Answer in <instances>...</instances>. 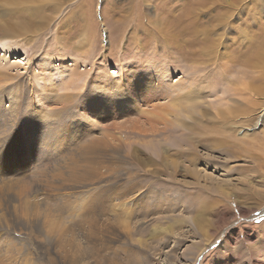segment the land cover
<instances>
[{"label": "rangeland", "instance_id": "obj_1", "mask_svg": "<svg viewBox=\"0 0 264 264\" xmlns=\"http://www.w3.org/2000/svg\"><path fill=\"white\" fill-rule=\"evenodd\" d=\"M0 4V66L29 67L0 73V240H15L12 264H60L19 216L26 203L71 217L91 264H264V0ZM51 72L59 86L35 90ZM178 91L197 99L180 116ZM37 93L49 124L26 117L43 113L29 105ZM71 166L101 178L74 185ZM97 189L105 200L87 208Z\"/></svg>", "mask_w": 264, "mask_h": 264}, {"label": "bare ground", "instance_id": "obj_2", "mask_svg": "<svg viewBox=\"0 0 264 264\" xmlns=\"http://www.w3.org/2000/svg\"><path fill=\"white\" fill-rule=\"evenodd\" d=\"M4 1V2H3ZM2 2V4L3 3H5V5L4 6H11V5H22V4H26V3H28L29 2V0L28 1H25V0H2L1 1ZM0 2V3H1ZM1 5V4H0ZM195 17V16H194ZM137 18H138V16H137ZM189 18V17H188ZM198 18V17H197ZM152 19V18H151ZM167 20V19H166ZM165 20V21H166ZM157 21H159V20H157ZM181 22H178V24H180ZM197 28V27H196ZM198 29V28H197ZM175 31V34H173V38L174 39H177L179 36H180V34H181V31H177V30H173V32ZM170 33V32H169ZM195 33H197L196 31H195ZM253 35V34H252ZM162 36V35H161ZM203 40V39H202ZM1 43H3V45L5 44L4 42H2V41H0V46H1ZM10 52V51H9ZM201 53V52H200ZM199 53V54H200ZM7 54V53H6ZM6 54H4L5 55V57H6ZM205 55V54H204ZM237 55V54H236ZM3 56V55H2ZM42 56V55H41ZM247 56V55H246ZM0 57H1V55H0ZM184 57V56H183ZM190 57V56H189ZM248 57H250V56H248ZM3 58V57H2ZM1 58V59H2ZM43 58V57H42ZM232 58V57H231ZM0 59V60H1ZM236 59V58H235ZM200 61V60H199ZM247 62H249V61H247ZM42 63H46V62H43L42 61ZM41 63V64H42ZM236 64V63H235ZM246 64V63H245ZM20 66H22L21 68H20ZM28 67L27 66V62H19L18 64H8V65H3V66H0V73L2 72V71H7L8 72V74L9 73H11V72H13L14 70L15 71H17V72H19V70H23V69H26V68ZM40 67H42V66H40ZM255 67V65L253 66V68ZM29 68V67H28ZM6 72V73H7ZM47 72H49V71H47ZM27 73V72H26ZM25 73V74H26ZM116 73V72H115ZM252 73V72H251ZM61 74V73H60ZM58 74V76L57 77H55L54 79H53V77H52V72L51 73H49V76L51 77L49 80H47V79H45V80H39V79H36V82H35V90H36V87L37 88H39L40 89V91H44L45 89H47V90H51L52 91V87H55L56 85L57 86H59V84L62 82V80H63V75L61 74ZM249 74V73H248ZM162 75V74H161ZM65 77V76H64ZM247 77V76H246ZM38 78H40V77H38ZM206 78V77H205ZM252 78H253V74H252ZM12 79V78H11ZM163 79V78H162ZM208 79V78H207ZM247 79H249V78H247ZM255 80V79H254ZM253 80V81H254ZM26 81H27V84L29 85V83L31 82V77H29V75H28V77H26ZM25 81V82H26ZM203 80H201L200 82L201 83H204V82H202ZM250 81V80H249ZM117 82V81H116ZM123 82V81H122ZM144 82V81H143ZM166 82V81H165ZM209 82V81H208ZM219 82V81H218ZM163 83V82H162ZM167 83V82H166ZM207 82H205V86L207 85L208 86V84H206ZM124 84V83H123ZM137 84H139V85H141V86H143V85H145V84H143L142 82H139V83H137ZM200 84V83H199ZM30 85H31V83H30ZM133 85H136V84H133ZM162 85V84H161ZM161 85H159V86H161ZM164 85V86H163ZM163 87L162 88H166L165 87V83H163ZM73 86V88H69V89H76L75 88V86L74 85H72ZM167 86V85H166ZM192 86H194V85H192ZM191 86V87H192ZM195 86L197 87V85L195 84ZM114 87V86H113ZM160 87V88H161ZM201 87H203V84H201ZM209 87V86H208ZM222 87V86H221ZM254 87V86H253ZM248 88V87H247ZM23 89V88H22ZM189 89V88H188ZM194 89H195V87H194ZM205 89H208L207 87L205 88ZM253 89V88H252ZM183 90V89H182ZM247 90V89H246ZM254 90H257V89H254ZM165 91V89L163 90V92ZM188 91V90H187ZM194 91H196V90H194ZM194 91H192V93L194 92ZM198 91V90H197ZM197 91L196 92H194V93H196L195 95H197L198 93H197ZM209 91V90H208ZM248 91L249 92H247V95L249 96L250 94H251V92L250 91H252L251 89H248ZM53 92H56V91H53ZM60 92V91H59ZM175 92H177V90L175 91ZM179 92V91H178ZM245 92V91H244ZM182 93H184V91L182 92ZM193 93V94H194ZM38 94H41V93H37V95H32L33 96V98H31V102H30V104L29 105H31V109L33 108V109H35V108H37L38 106H41L40 108L42 109V111H43V113L41 114V115H37V113H36V111L35 110H32L31 111V113L30 114H28L26 117H28L29 119H31V118H33V119H39L40 118V120L42 121V122H45L46 121V123H48L49 124V122L50 121H52L53 119H51L49 116H47L45 113H44V109H45V106H44V102H42L41 101V98H39V95ZM58 94V93H57ZM165 94V93H164ZM179 94H181V92H179V93H176L174 96H171V100H172V103H171V105H172V108H174V110L172 111L173 112V115H176V116H180V115H183L185 112H187L186 110H184L183 108L184 107H182L183 105H181V102H186V103H182V104H186V105H191V110L190 111H193L194 110V105L196 104V97H195V99H193L194 97H191V92H186L185 94H181V95H179ZM193 94H192V96H193ZM213 94V93H212ZM239 95V94H238ZM245 95H246V93H245ZM161 96H164V95H161ZM168 96V95H167ZM170 97V96H169ZM217 97V96H216ZM250 97V96H249ZM7 98V97H6ZM130 98V97H129ZM140 98V97H139ZM3 99L4 98H1V100H0V104H2L3 103ZM200 100V99H199ZM208 100H209V98H208ZM167 101V100H166ZM166 101L164 102V103H166ZM249 101V100H248ZM26 102V101H25ZM137 102V101H136ZM143 102H144V99H143ZM215 102V101H214ZM244 102H245V100H244ZM243 102V103H244ZM253 102V101H252ZM252 102H251V104H252ZM59 103H61V102H59ZM110 103V102H109ZM15 104V103H14ZM24 104V103H23ZM26 104V103H25ZM48 104V103H47ZM215 104V103H214ZM28 105V106H29ZM237 105V104H236ZM239 105V104H238ZM237 105V106H238ZM240 105H241V103H240ZM243 105H245V104H243ZM247 105V104H246ZM254 105V104H253ZM10 106V105H9ZM14 106V105H13ZM18 106V105H17ZM157 107V106H156ZM236 107V106H235ZM245 107V106H244ZM7 108V107H6ZM231 108V107H230ZM230 108L229 109H227V110H230ZM47 109V108H46ZM160 109H162V107H160ZM242 109L243 108H241V107H237V108H232V110H231V114H233V113H236V114H242V115H245V116H249L250 117V115H249V109H245V111H242ZM60 110H62V109H60ZM59 110V111H60ZM127 110V109H126ZM129 110V109H128ZM221 110V109H220ZM68 111V110H67ZM63 111H61V113H62ZM164 112V111H163ZM172 112H171V114H172ZM226 112V111H225ZM240 112V113H239ZM60 113V112H59ZM230 113V112H229ZM159 114H162L161 112H159ZM166 114V113H165ZM165 114H163V115H165ZM169 115H170V113H169ZM229 115V114H228ZM225 118V117H224ZM228 118V117H227ZM236 119H238L239 118V116H236L235 117ZM183 118L182 117H180L179 118V120H180V123H184L183 125L184 126H182L183 128H185L186 126L188 127V125H186L185 124V122L182 120ZM195 119V118H194ZM193 119V120H194ZM245 120H247L248 118L246 117V118H244ZM5 120V119H4ZM9 120V119H8ZM222 120V119H221ZM239 120V119H238ZM237 120V121H238ZM7 121V120H6ZM225 121H227V119H225L223 122H222V124L225 122ZM240 121V120H239ZM61 122H62V120H61ZM228 122H229V125H228V127H230V129H233L234 128V125L237 123L236 121H233V120H231V118L230 119H228ZM51 124V123H50ZM58 124V123H57ZM6 125V124H5ZM198 125V124H197ZM196 125V126H197ZM50 126V125H49ZM48 126V127H49ZM53 126V125H52ZM189 126H194V125H189ZM231 127H233V128H231ZM51 128V127H50ZM192 127H190V129H191ZM52 129H53V127H52ZM186 129H188V128H186ZM193 129V128H192ZM67 131L68 130H66V134H67V137L69 138V135H68V133H67ZM80 131V130H79ZM17 133V132H16ZM64 133H65V131H64ZM194 133V132H193ZM216 134V133H215ZM61 135H63V134H61ZM201 135V134H200ZM219 135V134H218ZM66 136V135H65ZM81 136V135H80ZM184 136V135H183ZM185 136H186V134H185ZM72 137V136H71ZM73 137H75V136H73ZM224 137V136H223ZM62 138H64V136H62ZM208 138V137H207ZM16 139V138H15ZM59 139V138H58ZM61 139V138H60ZM92 139V138H91ZM57 140V139H56ZM69 140V139H68ZM54 141V140H53ZM74 141V140H73ZM92 142H89V143H91V149H93V146H102V142H101V140H97V141H95L94 143H93V140H91ZM58 142V141H57ZM64 142H66V141H64ZM220 142V141H219ZM41 143V142H40ZM55 143H56V141H55ZM55 143H53L52 145H54ZM62 143V142H61ZM252 143V142H251ZM3 144V143H2ZM2 144H0V145H2ZM32 144V143H31ZM39 144V143H38ZM58 144V143H57ZM71 144H73V142L71 141ZM70 144V145H71ZM58 145H60V144H58ZM84 145V144H83ZM3 146V145H2ZM44 146V145H43ZM55 146V145H54ZM86 146V145H85ZM1 147V146H0ZM60 147V146H59ZM225 147H227V146H225ZM53 148H55V147H53ZM56 148H57V146H56ZM66 148H67V146H66ZM88 148V147H87ZM219 148V147H218ZM6 149V148H5ZM48 149H49V146H48ZM48 149H47V151H48ZM51 149V148H50ZM63 149V148H62ZM61 149V150H62ZM82 149H84V148H82ZM43 150V149H42ZM45 150V149H44ZM57 150V149H56ZM65 150V149H64ZM76 150V149H75ZM74 150V151H75ZM40 151V150H39ZM46 151V152H47ZM50 151V150H49ZM55 151V150H54ZM57 151H59V150H57ZM90 151V150H89ZM26 152V151H25ZM63 153V152H62ZM70 154V153H69ZM72 154V153H71ZM64 155V154H63ZM73 155V154H72ZM60 156V155H59ZM67 156H68V154H67ZM74 156V155H73ZM81 156V155H80ZM67 158V157H66ZM69 158V157H68ZM75 158H77L76 156H75ZM10 160V159H9ZM71 160V159H70ZM36 161V160H35ZM67 161V160H66ZM20 162V161H19ZM30 162V161H29ZM32 162V161H31ZM70 163H71V161H69ZM82 162V161H81ZM69 163V164H70ZM213 166V165H212ZM15 168V167H14ZM2 169V168H1ZM61 169V168H60ZM70 170H69V175L71 176V179H72V184H74V185H77L79 182H86V183H88L89 185H93V179L94 178H101V175L100 176H97L96 174H93V173H95V172H93V173H91V172H89L88 170H86V171H83L82 172V174L81 175H79L78 174V172L77 171H79V170H77L76 171V169H75V166H71L70 168H69ZM28 170V169H27ZM68 171V170H67ZM1 172V171H0ZM27 173V172H26ZM7 174V173H6ZM20 174V173H19ZM24 174V173H23ZM13 177V176H12ZM88 184H86V185H82V186H80V187H85V186H88ZM20 189V188H19ZM92 190H93V186H92V188H91ZM11 190V189H10ZM99 190H101V189H99ZM101 191H103V190H101ZM11 192H14V190H11ZM13 194V193H12ZM118 197L119 198H122V197H120L119 195H118ZM125 199V198H124ZM139 199V198H138ZM140 199H141V197H140ZM105 200V196H104V191L103 192H101V193H99V191H98V189L96 190V193H95V196H94V198L92 197V200H91V203L89 204V206L87 207V208H92L93 207V202H96L97 204H99V203H101L102 201H104ZM42 201V200H41ZM37 202H39V199H38V201ZM44 202H46L45 200H44ZM142 203H143V201H142ZM44 205V204H43ZM49 206V205H48ZM51 206V205H50ZM137 207V206H136ZM144 208V207H143ZM139 209V208H138ZM28 211H30L29 213H31L29 216H27L29 213H28ZM245 213V212H244ZM21 214L22 215H19L20 217H22L23 218V216H24V221H25V223H27V224H29V225H31V224H35V227L37 226V228H38V230H39V232H40V234H43L44 235V238H46L47 239V241H50L51 243H52V248L54 249L53 251H52V253H51V255L52 256H54V258H56V259H58V260H60V264H91L92 263V261H90V258L88 257V256H86L81 250H80V247H79V244H78V240H77V237L75 238L74 237V228L72 227V225L70 224V219H71V217H69V216H65L62 212H60L59 210H57V209H55L54 207L53 208H49V207H43V206H41V203H35V204H33L32 205V207H30V208H27V203L25 204V208H24V210H22L21 211ZM263 214H264V210H263ZM247 216V215H246ZM15 217V216H14ZM18 217V216H17ZM79 218H80V215H79ZM17 219V218H16ZM244 220V219H243ZM247 220V219H246ZM21 221V220H20ZM25 223H23V224H25ZM120 223H121V221H120ZM119 223V224H120ZM22 224V223H21ZM121 224H123V223H121ZM134 224V223H133ZM13 225V224H12ZM125 225V224H124ZM124 225H122V226H124ZM6 227V226H5ZM27 227H29L28 225H27ZM30 227H32V226H30ZM95 227V226H94ZM94 227H93V229H94ZM36 228V229H37ZM10 229V228H9ZM33 229V228H32ZM124 229H125V227H124ZM11 231H12V229H10ZM78 231V230H77ZM95 231V230H94ZM93 231V233H95ZM5 233V232H4ZM78 233L79 234H82V233H80L79 231H78ZM6 235V234H5ZM5 235H4V237H5ZM89 235V236H88ZM91 235L92 234H87V236L89 237V238H91ZM94 235V234H93ZM95 236V235H94ZM93 236V237H94ZM262 237V236H261ZM20 238V237H19ZM27 238V237H26ZM33 238V237H32ZM21 239V238H20ZM88 240V239H87ZM263 240V239H262ZM24 241V240H23ZM14 242H15V240L12 238V237H9L8 239H6V240H0V264H12V261H14L15 262V260L16 259H18L19 258V256H15L16 254H13V252H12V250H15L14 248H15V245L13 246V244H14ZM16 243V242H15ZM48 243V242H47ZM17 244H18V242H17ZM23 244V243H22ZM260 244V243H259ZM262 244V243H261ZM19 246H20V244H18ZM17 246V245H16ZM88 245H85V246H83L84 247V251H86V247H87ZM18 247V246H17ZM16 247V248H17ZM253 248V247H252ZM263 248V247H262ZM22 249H23V247H22ZM256 249V248H255ZM264 251V250H263ZM15 252V251H14ZM203 252V251H202ZM201 252V253H202ZM258 252H259V249H258ZM1 253H3V254H1ZM18 253V252H17ZM27 253V252H26ZM88 253V252H87ZM23 255V254H22ZM259 255V254H258ZM257 255V256H258ZM94 256L95 255H93V262H94ZM256 256V257H257ZM24 257V256H23ZM263 258V257H262ZM38 259V258H37ZM50 259V258H49ZM48 259V260H49ZM95 259L96 260H101L99 257H95ZM261 259V258H260ZM22 260H23V258H22ZM263 260V259H262ZM258 261V260H257ZM24 263V262H23ZM30 263H31V261H30ZM262 263H264V261H262ZM32 264V263H31ZM35 264V263H34ZM52 264V263H51ZM57 264H59V262L57 263ZM102 264H107V263H104V261H102ZM109 264V263H108Z\"/></svg>", "mask_w": 264, "mask_h": 264}]
</instances>
